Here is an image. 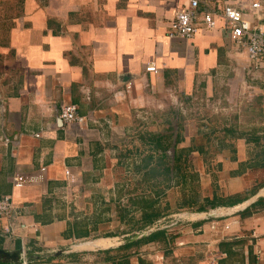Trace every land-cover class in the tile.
Masks as SVG:
<instances>
[{"label": "crops", "instance_id": "1", "mask_svg": "<svg viewBox=\"0 0 264 264\" xmlns=\"http://www.w3.org/2000/svg\"><path fill=\"white\" fill-rule=\"evenodd\" d=\"M189 1L0 0V196L11 195L15 206L0 218V250L20 251L28 264H208L217 246L228 255L223 264H264V205L253 207L264 187L253 191L261 171L249 166L264 160V121H226L205 135L204 120H182L183 107L175 114L179 145L218 147L217 171L201 174L199 204L215 195L238 196L237 204L183 213L156 204L164 217L142 228L143 207L122 203L126 188L115 168L137 118L169 111L177 99L238 103L264 77L222 19L189 40L169 36ZM202 1L234 4L264 31V0L260 11L252 9L256 0ZM151 62L158 74L145 71ZM69 104L94 121L66 125L59 111ZM16 174L33 182L14 189ZM159 229L166 242L148 240Z\"/></svg>", "mask_w": 264, "mask_h": 264}, {"label": "rangeland", "instance_id": "2", "mask_svg": "<svg viewBox=\"0 0 264 264\" xmlns=\"http://www.w3.org/2000/svg\"><path fill=\"white\" fill-rule=\"evenodd\" d=\"M259 82L261 83L255 85L256 92L254 96L252 98L243 97L242 101L238 103L227 99V97L226 99H208L205 97H195L193 99L192 97L188 101H183V103L180 99H177L172 101L169 111V108H164L158 110L157 113L153 111L147 114L143 113V118H137L134 129L129 135L131 144L125 152L123 164L115 168L118 180L122 181L123 187L126 188L124 198L126 203L124 204H132V207L133 205L141 206V198L150 194L154 199H157L164 209L173 208L175 213L196 210V206H190L188 202L197 198L199 191L202 190L201 174L206 176L212 173L213 175L217 171L216 162L211 161V158L218 147L209 145L206 149L195 145H179L180 149L185 151L182 158L188 160L186 170L192 175L189 184L185 186L173 174L170 181L153 179L152 169L157 166L158 154L157 150L150 147L146 140H143V137L147 134L167 133H173L174 139L176 136H180V133L177 135L175 128L177 123H180L176 115L181 107L185 111V114H182V120L186 119L190 123L204 120L203 123H200L208 126L203 129L205 135H212L213 130L218 129L214 126H221L226 121L232 123L236 121L241 126L256 121L260 123L264 121V77ZM173 149L174 147L169 148V155ZM204 155L206 158H204ZM170 156L173 158L172 155ZM161 176H164V174L162 173ZM207 189L209 191V186Z\"/></svg>", "mask_w": 264, "mask_h": 264}, {"label": "built area", "instance_id": "3", "mask_svg": "<svg viewBox=\"0 0 264 264\" xmlns=\"http://www.w3.org/2000/svg\"><path fill=\"white\" fill-rule=\"evenodd\" d=\"M261 2L254 1L252 9L254 11L261 10ZM222 19L224 25L230 32L231 40L247 49L249 57L256 63V68H264V31L253 29L251 23L244 18V12L240 7L227 3L221 9L213 7L211 3L204 4L202 0H190L189 3L180 11H178L175 19L171 23L169 36L171 38L192 39L200 31L201 25L213 29L217 25V20ZM145 71L147 73L158 74L159 69L154 62L147 64ZM134 84L129 82L126 92L133 90ZM121 93H118L120 95ZM59 117L66 125H87L89 121H94L93 115H81L77 105H63L59 111ZM36 137H41V133H37ZM6 145H17V141L4 137ZM42 171H46L43 168ZM66 176L71 177L70 171H66ZM14 189H22L32 183L31 177L24 174H16L13 179ZM122 203H126L123 199ZM15 208L13 197L11 195L0 196V218L11 214ZM213 230H217V226H212ZM228 229V227H226ZM208 264H220L227 255L217 246H212L208 250ZM22 264H28L26 257L23 258Z\"/></svg>", "mask_w": 264, "mask_h": 264}, {"label": "trees", "instance_id": "4", "mask_svg": "<svg viewBox=\"0 0 264 264\" xmlns=\"http://www.w3.org/2000/svg\"><path fill=\"white\" fill-rule=\"evenodd\" d=\"M179 136V135H178ZM174 139L173 133H167V134H147V136L143 137V140H146L150 147L157 150L158 154V160H157V166L152 169L153 172V179H162L164 181H170L172 180L171 175L177 176L178 179L181 180V183L187 186L191 180V174L189 171L186 170V166L188 163L187 159H183L185 151L180 149L178 147L180 143V138ZM175 141V142H174ZM174 147V157L171 158V156L168 153L169 148ZM259 157H263L264 159V150H262L261 154H259ZM249 166L252 171H261V174L258 178V185H256L253 189L254 192H256L258 189H261L264 187V160L262 161H256L255 163H249ZM143 167V166H142ZM142 169V168H141ZM144 169V168H143ZM164 176H161L162 173ZM252 176V175H251ZM250 175L249 180H252V177ZM162 177V178H161ZM165 178V179H164ZM152 179V178H151ZM159 195V194H158ZM230 198H220L219 196H214L213 199L206 198L205 204H199V201L195 198L191 202H188V205H192L193 207L196 206V210L198 212H203L207 208H217L221 206H233V204H237L238 201H240V197H235V199ZM141 206L143 207V213H142V228L145 226H148L149 224H153L155 221L160 220L162 217H164V213L160 206L157 208L155 207L156 204H159L157 199H154L152 195L148 194L147 196L144 195V197L141 198ZM256 205H264V198L259 199L253 207H256ZM155 207V208H154ZM246 216L251 215V210L247 209L245 210L244 214ZM167 237V231L165 229H159L156 232L152 233L148 240L150 241H159V242H166ZM137 243L132 242L127 245L128 248L136 246ZM222 250V249H221ZM224 252V251H223ZM225 253V252H224ZM227 255V253H225ZM228 257V255H227ZM226 257V258H227ZM223 259L220 264H223V261L226 260Z\"/></svg>", "mask_w": 264, "mask_h": 264}, {"label": "water", "instance_id": "5", "mask_svg": "<svg viewBox=\"0 0 264 264\" xmlns=\"http://www.w3.org/2000/svg\"><path fill=\"white\" fill-rule=\"evenodd\" d=\"M170 155L174 157V149L172 150ZM0 258L6 261L12 262V263H17L20 261L22 257H21L20 251L19 252H8L6 250H0Z\"/></svg>", "mask_w": 264, "mask_h": 264}]
</instances>
